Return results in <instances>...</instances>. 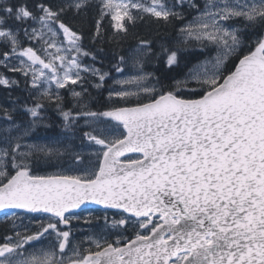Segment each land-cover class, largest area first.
<instances>
[{"label":"snow or ice","instance_id":"snow-or-ice-1","mask_svg":"<svg viewBox=\"0 0 264 264\" xmlns=\"http://www.w3.org/2000/svg\"><path fill=\"white\" fill-rule=\"evenodd\" d=\"M93 7L95 51L66 22ZM186 9L179 43L215 55L182 79L146 70L182 50L147 39L98 61ZM0 70V264H264V0H0ZM49 107L64 139L30 142ZM87 204L117 211L82 218Z\"/></svg>","mask_w":264,"mask_h":264},{"label":"trees","instance_id":"trees-1","mask_svg":"<svg viewBox=\"0 0 264 264\" xmlns=\"http://www.w3.org/2000/svg\"><path fill=\"white\" fill-rule=\"evenodd\" d=\"M194 13L189 12L187 9L185 10V20L184 21H173L171 24H164L163 22L156 23L154 20L147 19L144 22H138L135 28L130 30V35L125 38L119 47H115L114 45L104 44V52L98 53V61H103V66L107 68L109 66L110 61H113V51L118 52L120 55H124L125 57L129 56V52L136 47L140 39H147L152 41V49L154 52L159 53L161 50V45L174 48L179 47L183 48L184 45H181L179 42L180 35L179 29L182 27L183 23L186 20H189ZM96 18V9L95 7L91 8L82 16L72 17L71 14L66 19V22L70 23L75 30L82 32L83 46L85 49L95 51L101 45L93 44L91 42V34L94 30L93 23ZM105 28L111 31L108 28V23L105 21ZM207 50H185L182 49L179 53V65L175 66L171 69H167L164 64V57H161L158 61L153 59L152 62L146 65V70L150 72H154L157 76L167 75L169 78L175 77L179 79L184 76L187 70L199 62L202 58L209 56V52L211 47L205 46ZM84 62H91L90 59H85ZM98 66L99 62L97 63ZM9 76H12L15 79L20 80V87L12 90L11 96L12 98H19L21 103L28 102L31 104V100L28 99V93L25 88V84L23 78L17 73L12 74L8 73ZM93 95H95V91L93 90ZM106 95V93H105ZM9 98V92L5 90L3 87H0V105L7 106V101ZM46 117L50 118V122L53 123L52 130L56 133H61L62 129L60 127V118L55 114L52 108H48L44 113ZM82 123V122H81Z\"/></svg>","mask_w":264,"mask_h":264},{"label":"rangeland","instance_id":"rangeland-1","mask_svg":"<svg viewBox=\"0 0 264 264\" xmlns=\"http://www.w3.org/2000/svg\"><path fill=\"white\" fill-rule=\"evenodd\" d=\"M192 19V18H191ZM191 19H189L188 21H190ZM188 21H186L184 24H186ZM184 24H183V26H184ZM182 26V27H183ZM181 28V27H180ZM179 35H180V33H179ZM184 39V37H182L181 35H180V40H183ZM209 47H211V50H210V52H209V56H207V57H205V58H202L199 62H202V61H204L206 58H210V57H212V56H214L215 55V48H214V46H211V45H209ZM135 48V47H134ZM133 48V49H134ZM132 49V50H133ZM182 49H185V50H188V49H199V50H207V48H203V49H201V47L200 46H198L195 42H193V43H189L188 45H184V47L182 48ZM132 50L129 52V56H130V54H131V52H132ZM128 56V57H129ZM198 62V63H199ZM197 64V63H196ZM196 64H194V65H196ZM193 65V66H194ZM192 66V67H193ZM191 67V68H192ZM0 71H2V70H0ZM26 103H28V102H26ZM7 104H9V98H8V101H7ZM29 104V103H28ZM30 105V104H29ZM44 129H41L37 134H36V136L37 137H39V139H33V140H31L30 142H32V143H41V144H45V143H52V144H54L55 142H56V140H57V138H59L60 140H63L64 139V137H63V135H61V133H53V132H51V133H46V132H44L43 131ZM56 169H48V171H55ZM79 213H86V214H88V213H105V212H103V211H95V210H89V211H82V212H79ZM3 221V218H0V222H2ZM39 247H46V245L44 244V242H43V240L42 241H40V242H35L33 245H32V248H39ZM30 250H31V248H30Z\"/></svg>","mask_w":264,"mask_h":264},{"label":"flooded vegetation","instance_id":"flooded-vegetation-1","mask_svg":"<svg viewBox=\"0 0 264 264\" xmlns=\"http://www.w3.org/2000/svg\"><path fill=\"white\" fill-rule=\"evenodd\" d=\"M77 214L78 215H81L82 218L89 215V213L88 214H86V213H77ZM90 214L93 217H102L105 213H90ZM108 214L111 216V215H114L115 213L114 212H111V213H108ZM75 223L76 222H74V224ZM95 223H96V221L93 220V224H95ZM100 223L102 224L103 221H100ZM77 228H79V229L82 230L81 232H78V234H77L78 236L83 235L84 232H90L92 230L91 228H89L88 225L83 224V219L81 220L80 224L77 225ZM43 242L47 246V241L46 240H43Z\"/></svg>","mask_w":264,"mask_h":264},{"label":"water","instance_id":"water-1","mask_svg":"<svg viewBox=\"0 0 264 264\" xmlns=\"http://www.w3.org/2000/svg\"><path fill=\"white\" fill-rule=\"evenodd\" d=\"M93 207L103 208L102 206H99V205H95V204H87V205L82 206L81 209H84V208H93ZM81 209H79V210H81ZM103 209H104V208H103ZM109 210H114V209H109ZM77 211H78V210H77ZM0 215H2V214H0Z\"/></svg>","mask_w":264,"mask_h":264},{"label":"bare ground","instance_id":"bare-ground-1","mask_svg":"<svg viewBox=\"0 0 264 264\" xmlns=\"http://www.w3.org/2000/svg\"><path fill=\"white\" fill-rule=\"evenodd\" d=\"M186 21H188V20H186ZM186 21H185V22H186ZM185 22H184V23H185ZM184 23H183V24H184ZM182 26H183V25H182ZM147 71H148V70H147Z\"/></svg>","mask_w":264,"mask_h":264}]
</instances>
